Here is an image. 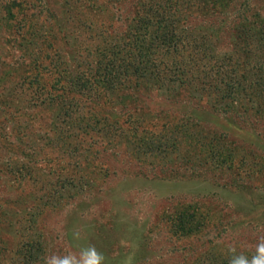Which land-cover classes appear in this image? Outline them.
<instances>
[{"label":"rangeland","instance_id":"rangeland-1","mask_svg":"<svg viewBox=\"0 0 264 264\" xmlns=\"http://www.w3.org/2000/svg\"><path fill=\"white\" fill-rule=\"evenodd\" d=\"M155 1L0 0V264L89 244L104 264H228L230 247L251 257L264 237V43L237 34L241 5L264 18V0H176L175 34H190L181 58L221 89L239 79L245 96L233 104L141 86L93 109L117 122L94 131L61 125L31 81L40 73L49 88L57 68L86 66L85 51L95 63L99 32L119 41ZM72 96L64 109L94 108Z\"/></svg>","mask_w":264,"mask_h":264},{"label":"trees","instance_id":"trees-1","mask_svg":"<svg viewBox=\"0 0 264 264\" xmlns=\"http://www.w3.org/2000/svg\"><path fill=\"white\" fill-rule=\"evenodd\" d=\"M188 1L187 3H189ZM212 2L217 4L222 1L214 0ZM155 3H157V7H149L150 4L142 5L141 12H138L137 17L132 21L129 33L122 35L119 41L110 38L108 40L109 36L107 37L104 31H100L99 36H103V44L96 47L94 51L97 59L95 63L89 62L93 53L85 51L88 56L85 59L86 66L81 69L78 65L70 72L65 67L66 70H60L59 74L57 68L49 88L46 83L41 82L40 73L31 80L40 92V100L48 99L50 102H56L55 104L59 106V116L63 117L62 121L60 120L61 125H71V127L79 124L86 125L85 129L91 128L94 131L95 127L100 126L99 124H101L100 128L103 126L114 127L117 122H114V125L112 122L110 124V120L115 119L112 114L105 113V117L102 118L100 113L97 114L93 109H111L120 92L130 91V89L131 91L132 89L137 90L141 86L149 90L167 89L166 93L169 98H174L177 90L186 88L193 98L201 93L208 94L214 100L226 99L229 96L232 98V104L238 100L241 101L239 98L234 100L238 93L245 94L246 90L242 87L239 79H235L234 83L236 84H233V87L227 81L222 80L221 83H224L225 88L221 89L213 81L202 80L191 72V64L192 66L196 64L194 70L200 71L199 61L194 64V56L189 60L190 63H186L181 58V53L186 50V40L190 34L186 27L181 30L179 36L175 34L176 25L180 22L174 20V17L178 15L174 10L177 1L162 0L161 4L156 1ZM204 4L208 7L212 3L204 2ZM248 5L245 3L240 7L244 20L237 28L238 38L244 41L250 39L264 43V18L258 12L252 13L250 19L246 18V15H249L251 11ZM14 7V3L6 7L7 14L12 20L14 19L12 11ZM17 7L16 5L15 8ZM20 14H22V10H19L18 15ZM22 22L24 20H19L18 25H22ZM205 41L203 39L196 43L194 40V55L197 56L201 52H204L205 55L207 51ZM206 78L208 77L206 76ZM75 92L81 99L84 98L91 102L94 108H87L84 115L79 114L78 110L80 109L75 110L76 107L69 106L64 109L65 102L70 99L74 101L75 96L72 94H76ZM241 104L243 105V103ZM63 144L65 145V143Z\"/></svg>","mask_w":264,"mask_h":264},{"label":"clouds","instance_id":"clouds-1","mask_svg":"<svg viewBox=\"0 0 264 264\" xmlns=\"http://www.w3.org/2000/svg\"><path fill=\"white\" fill-rule=\"evenodd\" d=\"M73 239L80 238V232L74 230ZM230 258L228 264H264V237H260L255 245L251 257L243 253L236 254L234 247L229 248ZM105 256L99 252L95 245L89 244L80 248L79 252L68 251L63 254H51L43 257V264H104Z\"/></svg>","mask_w":264,"mask_h":264}]
</instances>
